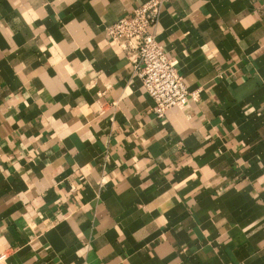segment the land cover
Instances as JSON below:
<instances>
[{"label": "crops", "instance_id": "1", "mask_svg": "<svg viewBox=\"0 0 264 264\" xmlns=\"http://www.w3.org/2000/svg\"><path fill=\"white\" fill-rule=\"evenodd\" d=\"M143 1L0 0V264H264V0H162L161 117L106 34Z\"/></svg>", "mask_w": 264, "mask_h": 264}, {"label": "built area", "instance_id": "2", "mask_svg": "<svg viewBox=\"0 0 264 264\" xmlns=\"http://www.w3.org/2000/svg\"><path fill=\"white\" fill-rule=\"evenodd\" d=\"M162 0H145L106 27L111 42H116L128 56L141 78V84L153 98L152 110L161 117L166 111L184 104L189 95L186 84L167 55L164 46L151 31Z\"/></svg>", "mask_w": 264, "mask_h": 264}]
</instances>
